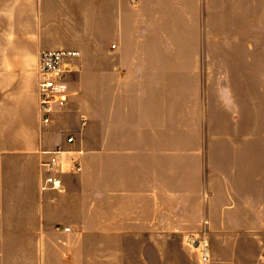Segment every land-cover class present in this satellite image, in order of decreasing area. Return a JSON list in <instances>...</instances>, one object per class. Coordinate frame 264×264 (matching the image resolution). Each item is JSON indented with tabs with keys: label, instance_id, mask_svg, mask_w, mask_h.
Returning <instances> with one entry per match:
<instances>
[{
	"label": "crops",
	"instance_id": "0c3cea01",
	"mask_svg": "<svg viewBox=\"0 0 264 264\" xmlns=\"http://www.w3.org/2000/svg\"><path fill=\"white\" fill-rule=\"evenodd\" d=\"M0 10L15 13L11 26L0 16V264H177L170 242L161 261L164 237L196 251L188 237L205 222L216 230L213 216L264 203L255 145L209 160L190 93L199 105L209 81L264 87V0H0ZM61 49L80 55L66 107L42 126L39 54ZM48 174L60 189L43 188ZM225 225L208 264H260L236 242L249 227Z\"/></svg>",
	"mask_w": 264,
	"mask_h": 264
},
{
	"label": "rangeland",
	"instance_id": "374dc122",
	"mask_svg": "<svg viewBox=\"0 0 264 264\" xmlns=\"http://www.w3.org/2000/svg\"><path fill=\"white\" fill-rule=\"evenodd\" d=\"M211 74L215 78V72H211ZM258 78L259 75L257 74ZM209 80H211L210 77ZM208 83V87L201 88V102L199 105L195 103L196 89H190V93L194 99L192 116L193 118H197L196 122L199 123L201 128L207 129L209 160L216 155L220 148L224 150L223 160L226 161L233 151H240L249 145H255V175L264 178V87L257 86L250 89L239 87L217 88L214 86V81H209ZM203 101H206V111ZM209 172H217V169H209ZM212 218L216 230L222 228V224H226L225 227H231L233 220L237 224L249 227L248 232L239 233L244 238L236 240V242L239 241L241 246L252 250L254 256L262 255L260 264H264V203L259 208L254 209L251 214L247 213L240 216L229 215L223 221H221L219 216H213ZM213 229L214 227L208 231L205 222L199 233L190 236H198L203 234V231L206 232L210 247L212 248L215 242V239H212V235L217 233ZM227 232H229L227 241L231 243L233 241L231 233L230 231ZM164 238L166 240L164 247L161 249L163 251V259L161 261L168 259L169 254L166 245L170 242L171 248H175L176 250V254H173L170 259L172 258L177 262H181L177 264H200L197 250L190 249L179 238Z\"/></svg>",
	"mask_w": 264,
	"mask_h": 264
},
{
	"label": "built area",
	"instance_id": "2783aa9c",
	"mask_svg": "<svg viewBox=\"0 0 264 264\" xmlns=\"http://www.w3.org/2000/svg\"><path fill=\"white\" fill-rule=\"evenodd\" d=\"M134 3L137 0H132ZM79 51L75 50H46L39 54L37 66V93L38 110L40 115V124L48 126L53 122L55 113L66 107L68 103V81L67 67L71 61L78 58ZM73 138H69L72 142ZM56 159L43 163L44 167L52 169ZM61 180L52 174H48L44 179L45 189H60ZM66 231L70 229L65 228ZM188 243L200 253L201 263L208 264L211 258V247L206 232L199 236L188 237Z\"/></svg>",
	"mask_w": 264,
	"mask_h": 264
},
{
	"label": "clouds",
	"instance_id": "9594fccd",
	"mask_svg": "<svg viewBox=\"0 0 264 264\" xmlns=\"http://www.w3.org/2000/svg\"><path fill=\"white\" fill-rule=\"evenodd\" d=\"M0 16L7 18L11 26V23L15 18V13L14 10H8V11L0 10Z\"/></svg>",
	"mask_w": 264,
	"mask_h": 264
}]
</instances>
